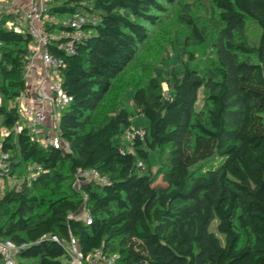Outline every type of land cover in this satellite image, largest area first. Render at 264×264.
Returning <instances> with one entry per match:
<instances>
[{
  "label": "trees",
  "instance_id": "trees-1",
  "mask_svg": "<svg viewBox=\"0 0 264 264\" xmlns=\"http://www.w3.org/2000/svg\"><path fill=\"white\" fill-rule=\"evenodd\" d=\"M176 2H48L49 16L59 21L47 22L48 32L68 31L61 22L67 15L97 19L83 27L91 34L75 43V53L59 48L62 38L49 45L63 63L68 105L59 131L69 150L41 146L26 125L14 130L33 39L10 30L12 16L1 12L0 128L7 134L0 141L12 174L34 164L44 170L20 192L5 182L0 197V237L20 247L17 264H69L63 243L70 238L85 256L100 250L118 255L117 264H264V0H211L219 27L216 57L205 70L187 64L162 81H128L119 94L114 88ZM182 22L204 44L197 24L188 16ZM253 28L258 41L247 39ZM129 89L149 126L121 149L134 117L122 106ZM166 148L158 184L150 154ZM79 169H94L107 182L77 184Z\"/></svg>",
  "mask_w": 264,
  "mask_h": 264
},
{
  "label": "built area",
  "instance_id": "built-area-1",
  "mask_svg": "<svg viewBox=\"0 0 264 264\" xmlns=\"http://www.w3.org/2000/svg\"><path fill=\"white\" fill-rule=\"evenodd\" d=\"M3 1L5 0H0V4ZM49 1L52 0H26V9L15 4L11 6L10 10H6L12 16L7 27L17 33H28L33 39L28 56L29 62L26 65V77L35 67L34 57L38 51L41 53L42 63L48 75L34 93L25 90L18 97V110L23 124L20 121L14 130L18 133L26 125L30 128L34 140H37L41 146L69 150V143L61 137L59 131L61 112L68 105V99L63 93L62 80L59 75V70L63 63L60 58L50 53L49 45L55 39L62 38L63 42L58 45L59 48L67 54L75 53V43L91 34V31H87L83 27L85 25H96L97 19L76 14L70 18L67 24L70 28L68 31L48 32L45 29L47 22L59 23L57 19L49 16ZM2 11L5 10H0V14ZM49 119L51 121V132L45 133L44 126ZM144 133L143 128H135L133 125L126 129L120 139L121 149L126 144L131 143L136 137L142 138ZM138 166L142 169L145 168L142 161L138 162ZM43 172L41 165L34 164L27 166L26 172L22 176L12 174L9 155L4 152L0 141V182H7L10 188L20 192L24 186L31 187ZM80 180L107 182L106 178L101 177L94 169H79L77 171V184ZM1 191L0 187V197L2 196ZM81 217L87 223L91 222L87 211L84 210ZM63 245L68 255L69 264H117L118 255L104 257L100 250L85 256L75 238H70ZM19 248L12 241L4 240L0 237V255L2 256L3 264H17L16 256Z\"/></svg>",
  "mask_w": 264,
  "mask_h": 264
},
{
  "label": "rangeland",
  "instance_id": "rangeland-1",
  "mask_svg": "<svg viewBox=\"0 0 264 264\" xmlns=\"http://www.w3.org/2000/svg\"><path fill=\"white\" fill-rule=\"evenodd\" d=\"M190 17L198 26L199 30L206 38L204 44H199L193 37L191 29L182 20ZM87 17L92 18L91 14ZM70 16L61 19L63 24H68ZM218 13L213 8L211 0H177L175 5L169 6L168 11L162 15L160 23L156 27H151V37L147 44L142 47L134 64L115 82L114 88L119 94L125 82H145L152 76H157L162 81L172 71H181L187 64L205 70L215 59L214 43L217 37V27H219ZM260 30L253 28L247 32L248 41H258ZM192 52L195 60H191L189 53ZM162 76V77H161ZM164 91L167 84L162 82ZM133 90L125 92L122 106L133 114V126L135 128H148V120L137 114L132 103ZM203 98L201 93L200 100ZM3 129L0 128V136ZM128 150H132L127 145ZM169 148L150 154L151 173L155 176L156 182L162 183L163 177L160 166L167 163ZM2 193L5 192V183L0 182ZM217 221L211 225V230L216 231ZM223 238V236H220Z\"/></svg>",
  "mask_w": 264,
  "mask_h": 264
},
{
  "label": "crops",
  "instance_id": "crops-1",
  "mask_svg": "<svg viewBox=\"0 0 264 264\" xmlns=\"http://www.w3.org/2000/svg\"><path fill=\"white\" fill-rule=\"evenodd\" d=\"M17 4L18 6L22 7L23 9L27 8L26 0H5L0 4V10H10L12 5ZM35 67L33 70L27 75L26 77V90L30 93H34L43 79H45L48 75L46 69L42 63L41 53L38 51L34 57ZM23 124V122H20ZM45 133L51 132V121L50 119L44 126ZM2 136L0 138H4L7 134V131L3 129Z\"/></svg>",
  "mask_w": 264,
  "mask_h": 264
}]
</instances>
